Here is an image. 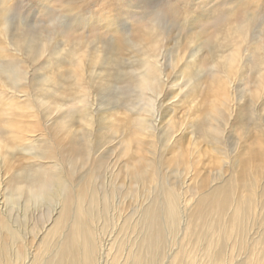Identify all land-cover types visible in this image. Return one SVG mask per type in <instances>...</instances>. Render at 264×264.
<instances>
[{
	"label": "rangeland",
	"instance_id": "rangeland-1",
	"mask_svg": "<svg viewBox=\"0 0 264 264\" xmlns=\"http://www.w3.org/2000/svg\"><path fill=\"white\" fill-rule=\"evenodd\" d=\"M71 261L264 264V0H0V264Z\"/></svg>",
	"mask_w": 264,
	"mask_h": 264
},
{
	"label": "bare ground",
	"instance_id": "bare-ground-1",
	"mask_svg": "<svg viewBox=\"0 0 264 264\" xmlns=\"http://www.w3.org/2000/svg\"><path fill=\"white\" fill-rule=\"evenodd\" d=\"M83 226H82V224H81V226L79 227V228H82ZM69 264H76L75 262H73V261H71Z\"/></svg>",
	"mask_w": 264,
	"mask_h": 264
}]
</instances>
